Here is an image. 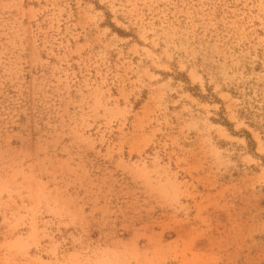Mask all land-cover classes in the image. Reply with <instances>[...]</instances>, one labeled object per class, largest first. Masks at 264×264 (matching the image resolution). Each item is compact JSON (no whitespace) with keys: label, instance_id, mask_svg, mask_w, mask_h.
Wrapping results in <instances>:
<instances>
[{"label":"rangeland","instance_id":"rangeland-1","mask_svg":"<svg viewBox=\"0 0 264 264\" xmlns=\"http://www.w3.org/2000/svg\"><path fill=\"white\" fill-rule=\"evenodd\" d=\"M0 264H264V0H0Z\"/></svg>","mask_w":264,"mask_h":264}]
</instances>
